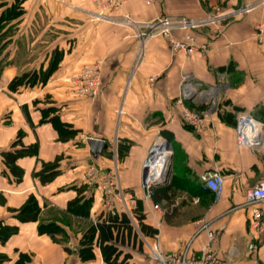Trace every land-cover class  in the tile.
Returning a JSON list of instances; mask_svg holds the SVG:
<instances>
[{
  "label": "crops",
  "instance_id": "crops-1",
  "mask_svg": "<svg viewBox=\"0 0 264 264\" xmlns=\"http://www.w3.org/2000/svg\"><path fill=\"white\" fill-rule=\"evenodd\" d=\"M105 6L114 16L97 21L96 0H0V264H107L95 225L122 212L133 230L112 228L106 242L129 253L128 264H161L153 245L162 255L197 258L209 248L208 229L218 230L211 248L223 264H264V235L251 231L246 200V190L264 175V149L238 145L235 129L241 111L264 123V42L254 33L264 23V0H110ZM244 6L250 9L240 14ZM159 16H212L211 23L175 33L205 41L209 50L171 55L163 37L140 38ZM95 63L99 86L82 93L77 78ZM24 72L36 79L13 85ZM193 105L199 125L182 117ZM59 126L74 131L61 139ZM19 131L37 153L16 159L23 171L16 181L1 153ZM88 137L107 147L92 153ZM159 140L170 147L169 175L153 185L151 197L143 169ZM55 160L59 172L42 183L34 172ZM214 170L224 177L217 201L200 178ZM81 185L87 203L74 214L67 203ZM29 197L39 207L37 219L20 220ZM256 205L264 213V201ZM137 214L155 228L152 235L139 230ZM39 223L54 227L39 232ZM253 240L255 255L247 248Z\"/></svg>",
  "mask_w": 264,
  "mask_h": 264
},
{
  "label": "built area",
  "instance_id": "built-area-1",
  "mask_svg": "<svg viewBox=\"0 0 264 264\" xmlns=\"http://www.w3.org/2000/svg\"><path fill=\"white\" fill-rule=\"evenodd\" d=\"M250 7L244 6L239 10L240 14L248 12ZM163 18L158 21H151L146 23L147 31L141 33L142 39L144 35L146 37L154 36L157 30L164 32L165 34L170 33L172 29H197L200 26L206 25L207 23L213 22L212 16H206L202 18H175L170 19ZM254 33L257 39H260L264 42V23H259L255 26ZM183 40H177V38H171V49L173 53L182 51L186 54H192L198 49H204V45L197 46L195 44L196 39L190 34L185 35ZM196 45V46H195ZM79 82L78 90L85 94H93L99 86V77H98V67L95 65L93 68H90L81 75V79L77 78ZM182 117L190 123L191 125H199L201 115L200 113H195L189 108H184L182 112ZM236 143L238 145H246L251 148L264 149V123H261L254 119L250 114L246 112H238L236 115ZM163 142L170 152V147L166 141L159 140L156 142L148 153V156L144 162V177H143V186L146 190V195L150 196L151 187L154 185V181L160 178L164 172V168L160 173H156L157 169L153 165L155 152L157 150L158 143ZM168 162V158L166 163ZM167 167V165H166ZM203 185L209 188L213 193L214 201L220 199L223 189H224V177L218 171L214 170L211 172H204L200 176ZM246 200L247 203L251 204L250 208V217H249V227L251 231L258 235H264V213L256 203L264 201V175L260 180L252 187L246 190ZM155 208H158V205H154ZM218 230L208 229L207 236L209 242V248L202 252L200 256L191 260H185L179 254L170 253L167 255H162L158 250L157 246L153 245V256L160 260L161 264H223L218 258L216 252L211 248L213 240L217 237ZM211 243V244H210ZM252 255H255L259 249V243L257 240L250 241L247 244Z\"/></svg>",
  "mask_w": 264,
  "mask_h": 264
},
{
  "label": "trees",
  "instance_id": "trees-1",
  "mask_svg": "<svg viewBox=\"0 0 264 264\" xmlns=\"http://www.w3.org/2000/svg\"><path fill=\"white\" fill-rule=\"evenodd\" d=\"M7 14L3 15L6 18ZM47 75V74H46ZM36 76L31 73H21L15 76L12 80L13 85H20L31 83ZM42 78V77H41ZM59 133L61 134V139L67 137L74 130H70L68 128H62V126L58 127ZM66 133V134H65ZM68 133V134H67ZM71 135V134H70ZM22 133L19 131L16 135L15 140L11 143V147L8 150L3 151L2 157L5 167L7 171L15 176L16 181L20 180L23 174L22 169H20L15 161L17 158L25 156V155H34L37 153V145L35 143L32 144H23L21 139ZM58 169V160L53 162H43L41 168L34 172V175L39 178L42 183L50 181L57 173ZM77 195L72 200L67 203V210L74 214H82L85 210H83L84 205L86 206L87 199L84 197V186H79L76 188ZM153 196V186L151 187V197ZM39 212V207L37 205L34 197H29L26 203L18 210V218L20 220H36ZM139 220V230L145 235H152L155 232V228L144 224L141 220L143 218L142 214L134 215ZM107 222L102 221L101 223H97L95 225L96 229L101 235L100 248L103 256V260L107 264H128L129 253L123 252L114 242H106L107 237L112 238V228H114L117 232L126 230L129 234L133 230V225L131 224L130 217L122 212L120 214L114 213L113 215H108L106 219ZM52 223H39L38 230L39 232L49 231L53 228ZM93 226H88L83 234V238L87 237L88 233L93 231ZM106 238V239H105ZM121 256V257H120Z\"/></svg>",
  "mask_w": 264,
  "mask_h": 264
},
{
  "label": "rangeland",
  "instance_id": "rangeland-1",
  "mask_svg": "<svg viewBox=\"0 0 264 264\" xmlns=\"http://www.w3.org/2000/svg\"><path fill=\"white\" fill-rule=\"evenodd\" d=\"M96 3H98V7H99V10L100 11H97L96 12V17H95V19L97 20V21H106V20H109L110 18H112V16H114V15H112V14H110V12L109 11H107L108 9L107 8H109V7H107V6H105V9H104V7H103V5H104V3L105 4H107V3H110V0H96ZM101 7H103V8H101ZM110 9V8H109ZM102 10V11H101ZM6 15V14H8L7 13V10H5L2 14H1V16H3V15ZM11 14V13H10ZM163 18H168L169 20L168 21H170V19H173V18H170V17H167V16H159V18H157L155 21H158V20H160V19H163ZM4 20H7V19H4ZM0 21H2V19L0 20ZM147 31V28L146 27H144L143 28V30H142V32L140 31L139 33H140V35H139V37L140 38H142V34L141 33H145ZM179 31H182L181 29H172V30H170V33H168V34H165L164 32H161L160 30H157V32H156V34L153 36V37H163L166 41H167V43H168V46L170 47V51H171V55H174V54H177V53H179V52H182V51H178V52H176V53H173V51H172V49H171V38L172 37H175V38H177V40H185L184 39V37L185 36H182V38H179V36L177 35V34H175V33H177V32H179ZM138 33V34H139ZM1 33H0V37H1ZM53 36H54V33L49 29V33H48V37H49V39H52L53 38ZM149 37H146L145 35H144V38L143 39H148ZM1 39V38H0ZM195 44L197 45V46H202V45H204V49H203V51H201V49L202 48H200V49H198L197 51H195L194 53H205V52H207V50H209V43H207V42H205V41H199V39H196V41H195ZM195 45V46H196ZM194 53H192V54H194ZM189 55V54H188ZM96 65V63L93 65V67ZM98 77H99V83H100V76H99V69H98ZM80 81V80H79ZM97 90V89H96ZM192 101H195V98H193V99H191ZM198 100V99H197ZM196 102V101H195ZM192 107H195L194 109L195 110H193V108H190L191 110H193L195 113H201L200 111H199V106H196V105H193Z\"/></svg>",
  "mask_w": 264,
  "mask_h": 264
},
{
  "label": "water",
  "instance_id": "water-1",
  "mask_svg": "<svg viewBox=\"0 0 264 264\" xmlns=\"http://www.w3.org/2000/svg\"><path fill=\"white\" fill-rule=\"evenodd\" d=\"M189 98L190 97L187 96V99ZM203 102L208 105L211 103V100L210 99L203 100ZM87 143L89 145L90 151L94 154L100 153L104 148L107 147V143L100 138L88 137ZM143 170H145V168ZM168 175H169V169L168 167H166L164 174L160 178L156 179L154 181V184L157 185V184L165 183Z\"/></svg>",
  "mask_w": 264,
  "mask_h": 264
},
{
  "label": "bare ground",
  "instance_id": "bare-ground-1",
  "mask_svg": "<svg viewBox=\"0 0 264 264\" xmlns=\"http://www.w3.org/2000/svg\"><path fill=\"white\" fill-rule=\"evenodd\" d=\"M170 152L168 148L165 146L163 142L158 143L157 150L155 152V158L153 161V165L156 167V173H160L164 168H166V161L169 157Z\"/></svg>",
  "mask_w": 264,
  "mask_h": 264
}]
</instances>
